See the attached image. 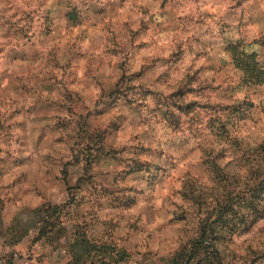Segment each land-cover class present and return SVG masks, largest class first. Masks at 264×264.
Returning <instances> with one entry per match:
<instances>
[{
	"label": "rangeland",
	"instance_id": "374dc122",
	"mask_svg": "<svg viewBox=\"0 0 264 264\" xmlns=\"http://www.w3.org/2000/svg\"><path fill=\"white\" fill-rule=\"evenodd\" d=\"M243 56L264 75V0H0V264H171L205 154L264 141ZM227 234L208 264H264V215Z\"/></svg>",
	"mask_w": 264,
	"mask_h": 264
},
{
	"label": "trees",
	"instance_id": "16d2710c",
	"mask_svg": "<svg viewBox=\"0 0 264 264\" xmlns=\"http://www.w3.org/2000/svg\"><path fill=\"white\" fill-rule=\"evenodd\" d=\"M236 63L244 70L248 81L264 82V75L252 58L246 62L243 56L237 58ZM223 151L224 148L214 153L211 149L204 156L203 163L212 182L208 187L213 197L208 203L211 208L199 223V237L192 238L187 245L183 244L172 256L171 264H208L207 259L216 254V244L228 237L227 230L246 229L264 215V141L252 143L251 147L239 153L237 160L243 163L242 170L233 174H227L220 168L218 160ZM89 250L90 247L74 241L66 264H77L78 256L87 255ZM199 250L205 259L193 262V254ZM94 252L91 258L96 259L92 263L103 264L107 258L104 257L105 252L98 247Z\"/></svg>",
	"mask_w": 264,
	"mask_h": 264
}]
</instances>
